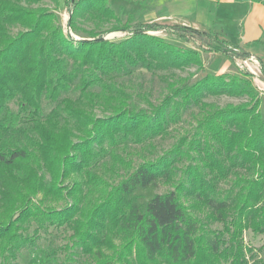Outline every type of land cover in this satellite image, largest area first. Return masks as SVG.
<instances>
[{
	"label": "trees",
	"instance_id": "1",
	"mask_svg": "<svg viewBox=\"0 0 264 264\" xmlns=\"http://www.w3.org/2000/svg\"><path fill=\"white\" fill-rule=\"evenodd\" d=\"M64 2L67 32L60 0H0V264H18L51 229L70 233L64 264H264V246L245 242L264 234L261 93L246 70L193 81L203 52L251 54L179 25L167 30L198 50L177 47L149 34L162 24L124 21L109 0ZM117 32L127 35L106 39ZM143 71L164 94L153 104L139 93L148 107L136 108ZM222 97L241 102L208 101ZM185 118L176 143L144 155Z\"/></svg>",
	"mask_w": 264,
	"mask_h": 264
},
{
	"label": "rangeland",
	"instance_id": "2",
	"mask_svg": "<svg viewBox=\"0 0 264 264\" xmlns=\"http://www.w3.org/2000/svg\"><path fill=\"white\" fill-rule=\"evenodd\" d=\"M152 1L153 0H148L146 4H142L143 5L142 9H139L138 5L132 6V10H134V12L136 13L137 22H142V23L150 22L153 23L152 25L153 27H156L157 24L158 25L162 24L165 28L162 29L159 28L156 31H150L149 34L162 38L165 41L174 44L180 48L195 49L193 47H196V49L198 50V45L194 41H190V43H186L183 39H180L173 33H170L171 32L170 30H167L168 27H173V26L175 27L177 25L170 24L171 22L168 20L157 21L156 19H154V17L147 19L145 18L148 15L154 16L155 7L154 5L151 4ZM253 2H262L264 4V0H234V1H227L222 3L218 11L219 14H217V18L215 19L214 22V30L221 32L223 31L224 33L228 34V39L233 43V45L235 44L240 45L238 43V40L241 37L240 33L241 34L244 32L246 33V28L248 24L247 22L248 21L257 22L256 18L258 17L259 10L256 6L253 5ZM115 3H116V7L118 8L119 5L121 6L123 5L121 4V0H116ZM45 5H47L51 9H55V5L50 1L45 2ZM124 5L123 8H121V10H118L119 11L118 13L122 16V19L126 21L128 12L126 13V11L124 10ZM212 9H213L212 14H215L216 13L215 6L212 7ZM57 12L59 14L61 24L65 32H67V28H68L67 24L70 15L64 0H60V6L57 9ZM164 23H169V24H164ZM86 27H92V25L88 24L86 25ZM211 27H213L212 24ZM126 35H127L126 33L117 32V33L109 34L106 37V39L111 41H121L126 37ZM76 37L79 38L78 36ZM258 45L260 46L262 44L259 43V41L256 43L248 44V48L245 49L254 53V55L251 54L253 57H250L244 61L232 60L222 54L203 52L202 58L205 65V70L199 73L193 79V81L199 80L207 74L221 75L224 73H230V74L239 75L241 72L246 70V72H250L251 74H253L254 76L253 82L255 86L258 88L259 92L261 93V97H262L261 112L262 115L264 116V74H263L264 45H262L261 48ZM195 71L196 69L194 68L186 72L178 71L177 74L186 77L189 75V73H194ZM143 72L146 73L145 83L148 88L144 89V87L141 86V79H142L141 77L136 78V80H134L135 82L134 88L136 89V91L133 92V96H134L133 105L136 108L148 107V103L146 99H143L140 95H138L139 93H141V95L146 94V96L149 97L148 100H150L153 104H158L159 100L162 98L164 94V90L160 82L157 81V83L153 84L152 86L151 84H149L150 74L147 73L146 71ZM208 101L215 102L221 106L227 103L237 104L241 102V100L234 98H227V97L210 98L208 99ZM9 108L13 112L17 111V107L14 104H10ZM191 127H192L191 122L189 121L188 118H185L184 123L182 122L181 124L177 126H173L170 129L171 135H169V137L165 139L159 138L155 140L154 143L157 146L155 150H152L151 152L149 151H145V152L142 151V152L144 153V155L147 154L153 157L159 156L165 150L169 149L174 143H176L178 138L186 131H188ZM130 151L133 152V154L135 155L133 157L135 161V165L136 166L139 165L143 161L142 160L143 153H138L141 152L140 147L131 146ZM126 160L127 162L132 161L130 158H127ZM118 178L119 175L118 177H116L114 172H112L111 170H106L105 180L111 182L112 184H115ZM168 189L170 188H168L165 185H161L160 187L155 189V192L162 193L167 191ZM69 235H70L69 232L63 230L58 231L51 229L48 234L45 233L42 235V239L38 242V245L36 247L25 249L22 252V254L19 257L18 264H64L65 255L64 253L61 252V248L68 243ZM245 242L256 249H259L260 247L264 246V234L255 236L251 232H246ZM53 251L57 252L56 256L52 254Z\"/></svg>",
	"mask_w": 264,
	"mask_h": 264
},
{
	"label": "crops",
	"instance_id": "3",
	"mask_svg": "<svg viewBox=\"0 0 264 264\" xmlns=\"http://www.w3.org/2000/svg\"><path fill=\"white\" fill-rule=\"evenodd\" d=\"M109 1L110 5L117 13L119 12L118 10L123 8L125 3L124 10L126 13L128 12V18L130 15H134L136 17V13L134 10H132V6L138 5L139 9H142V4H146L148 0H121V4L123 5H119V8L116 7V0ZM227 1L234 0H153L151 4L155 7L154 16L148 15L145 18L147 19L154 17V19L157 21L168 20L171 22L170 24L190 27L205 32L209 31L212 33H218L226 38V40H228L230 43H232L228 39V34L224 33L223 31L221 32L214 30V22L217 18V14H219L218 11L220 5ZM253 5L259 10L258 17L256 18L257 22L248 21L246 33H240L241 37L238 40L240 45L235 44L243 49L248 48V44L256 43L264 38V4L262 2H253ZM214 6L216 8V13L212 14V7ZM211 24L213 27H211ZM261 46L262 45L259 47L261 48ZM193 48L196 49V47ZM246 51L254 55V53L250 52L249 50ZM252 55L251 57H253Z\"/></svg>",
	"mask_w": 264,
	"mask_h": 264
}]
</instances>
